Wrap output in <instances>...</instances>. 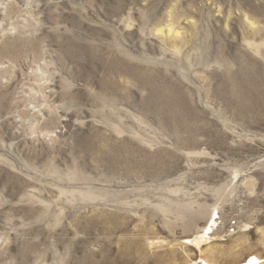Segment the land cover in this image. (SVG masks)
I'll return each instance as SVG.
<instances>
[{"label":"rangeland","instance_id":"rangeland-1","mask_svg":"<svg viewBox=\"0 0 264 264\" xmlns=\"http://www.w3.org/2000/svg\"><path fill=\"white\" fill-rule=\"evenodd\" d=\"M252 260L264 0H0V264Z\"/></svg>","mask_w":264,"mask_h":264},{"label":"bare ground","instance_id":"bare-ground-1","mask_svg":"<svg viewBox=\"0 0 264 264\" xmlns=\"http://www.w3.org/2000/svg\"><path fill=\"white\" fill-rule=\"evenodd\" d=\"M214 230V226H207L203 229V231L199 232L195 236H193L190 239L185 240L184 242L186 245H189L190 247L197 248L199 251H202V248L205 245H208L212 241V231ZM193 264H207L203 261L201 262H196ZM242 264H247V263H242ZM248 264H264V261H257V260H252Z\"/></svg>","mask_w":264,"mask_h":264}]
</instances>
